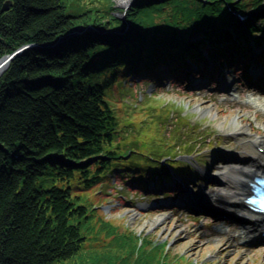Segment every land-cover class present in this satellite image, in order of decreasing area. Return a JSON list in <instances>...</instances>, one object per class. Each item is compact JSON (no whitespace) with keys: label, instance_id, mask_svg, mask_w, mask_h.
I'll use <instances>...</instances> for the list:
<instances>
[{"label":"trees","instance_id":"1","mask_svg":"<svg viewBox=\"0 0 264 264\" xmlns=\"http://www.w3.org/2000/svg\"><path fill=\"white\" fill-rule=\"evenodd\" d=\"M260 4L138 0L122 19L112 0H0V59L64 37L15 57L0 76V264H194L99 208L115 182L132 176L144 187L162 160L182 162L200 144L194 132L179 135L184 115L167 133L171 111L123 98L131 84L166 76L158 67L191 72L185 58L203 60L201 48L220 59L244 53L241 40L259 26L233 12Z\"/></svg>","mask_w":264,"mask_h":264},{"label":"rangeland","instance_id":"2","mask_svg":"<svg viewBox=\"0 0 264 264\" xmlns=\"http://www.w3.org/2000/svg\"><path fill=\"white\" fill-rule=\"evenodd\" d=\"M112 1L117 10L115 15L124 19L125 11L134 7L138 0H128L127 3ZM258 1L261 4L255 11L243 13L246 19H253L254 24L260 27L261 37L257 36L260 39L253 42V38L248 43V47L252 46L256 54L264 46V0ZM199 33L193 32L191 40L199 38ZM251 65L256 67L250 61H240V66H235L234 69L231 66L226 69L221 64V70H217L212 83L205 76L188 75L192 78L162 81L163 83H153L151 79L139 80L126 89V95L132 96L123 98L122 104L126 103L130 107L137 103L139 107L161 106L162 111H171L172 117L165 120L167 133H175L180 122L178 116L184 115L189 125L181 124L178 128L179 135L194 132L192 136L200 143L195 153L188 157L182 156L189 163H176L172 169L163 165L165 161L162 160V165L157 168L158 178L166 177L167 172L179 175L182 181L189 178L190 183L186 188L197 196L217 187L216 181L221 179V168L239 166L241 163L226 165L221 155L253 157L254 160L259 159L258 162L264 159L263 155L254 151L255 146L251 144L253 138L264 142V106H260L258 102L257 105L256 102L253 103V99L264 102V95L250 86ZM226 70L230 73L226 74ZM234 73L237 76L233 77ZM225 75L230 79L231 86L220 90L226 81ZM195 79L198 80L197 84H194ZM235 95L239 98L235 99ZM248 95H251L252 101ZM154 116L156 117L155 114ZM215 159L217 161L214 163ZM195 167H199L203 175ZM205 175L216 176L217 180L206 183ZM131 178L132 176L130 183L126 182L127 179L115 182L112 188L114 190L111 192L109 189L108 196L99 203V208L103 209L109 220L122 221L140 236L168 244L170 251L188 257L194 264H264V241L249 243L244 240L243 236L247 231L239 221H215L208 215L191 214L173 205L176 200L183 201L178 195V189L162 192L157 186L148 190L152 186V178L143 176L140 179L146 188H140ZM158 184L161 185L159 182ZM183 193L188 194L186 191ZM91 195L96 201L97 194Z\"/></svg>","mask_w":264,"mask_h":264},{"label":"bare ground","instance_id":"3","mask_svg":"<svg viewBox=\"0 0 264 264\" xmlns=\"http://www.w3.org/2000/svg\"><path fill=\"white\" fill-rule=\"evenodd\" d=\"M120 2L127 3L128 0H120ZM88 30L94 31L95 29L89 27L81 31ZM259 104L264 106V102L260 101ZM260 143V139H252V144L259 145ZM258 160L259 159L254 160L249 158V160L239 164V166H226L221 168V179L216 181L217 187L209 193L199 194L197 198L198 200L207 202V204H210L217 210L229 212L241 219L244 225H246L244 229L248 231L243 238L249 243L262 239V236L251 235L257 231L256 227H258V224L256 225V223H258L259 220H257L255 213L249 210L241 200L244 199L248 193L244 183L249 182L253 175L264 176V159L260 160V162H258ZM250 161L252 163H249ZM254 226H256L255 230L253 229ZM259 232H261V230Z\"/></svg>","mask_w":264,"mask_h":264},{"label":"water","instance_id":"4","mask_svg":"<svg viewBox=\"0 0 264 264\" xmlns=\"http://www.w3.org/2000/svg\"><path fill=\"white\" fill-rule=\"evenodd\" d=\"M85 28H77L73 31H71L70 33L67 34V36L69 35H72L74 33H77L78 31H81ZM66 37V36H65ZM64 37H61L59 38L60 39H63ZM57 43L56 42H53V43H46V44H42V45H37V44H32V45H27V46H24V47H21L19 49H17L15 52H13L12 54L10 55H6L4 57H2L0 59V76L3 74V72L7 69V67L9 66L10 62L17 56L23 54L24 52H26L27 50L29 49H36V48H39V47H47V46H52V45H55Z\"/></svg>","mask_w":264,"mask_h":264}]
</instances>
